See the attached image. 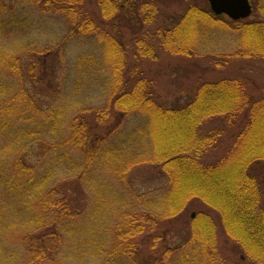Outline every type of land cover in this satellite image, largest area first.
I'll list each match as a JSON object with an SVG mask.
<instances>
[{
  "label": "trees",
  "instance_id": "trees-1",
  "mask_svg": "<svg viewBox=\"0 0 264 264\" xmlns=\"http://www.w3.org/2000/svg\"><path fill=\"white\" fill-rule=\"evenodd\" d=\"M85 1L0 0V264H77L70 252L105 171L121 189V218L106 251L87 264H264V88L246 74L216 72L233 60L264 61V0H249L250 17L238 21L191 3L94 0L88 9ZM28 10L56 19L64 44L87 54L76 62L83 80H98V97L76 96L80 86L70 92L62 73H47L46 46L28 57ZM206 53L219 54L215 68L190 77L185 98L163 100L149 66L163 55ZM38 64L51 83L34 91ZM126 148L133 152L122 159ZM140 165L164 175L163 193L130 186ZM154 220L180 225L181 243L146 232Z\"/></svg>",
  "mask_w": 264,
  "mask_h": 264
},
{
  "label": "rangeland",
  "instance_id": "rangeland-1",
  "mask_svg": "<svg viewBox=\"0 0 264 264\" xmlns=\"http://www.w3.org/2000/svg\"><path fill=\"white\" fill-rule=\"evenodd\" d=\"M3 1V0H2ZM8 6H11L13 0H4ZM23 2V0H22ZM171 7H167L166 4ZM196 4V6L202 9H209L208 3L206 0H159L158 5L159 9H182L186 4ZM16 8L22 11H26L27 9H32L28 4H15ZM86 8L97 9L94 0H86L84 3ZM28 16L33 22L31 29L32 40L34 41L30 46H28V57L36 55V44L39 43L41 47H45L48 49L45 55L42 56L44 62L43 65H47V73L48 70L52 71L57 69L58 72L64 75V88H69L70 92H75V87L80 86V90L75 94L76 96H82V93L88 97L95 98L97 93L99 94L101 86H99L98 80L94 79H86L83 80L82 72L84 71L83 63L76 62V54L81 55L84 58V51H77L72 47L77 44L76 42H71L72 46H68V44H64L65 40L63 39L64 32L63 26L59 24L56 19L53 17L46 19V17H42L32 10H28ZM252 17V16H251ZM48 28V29H47ZM51 28V29H49ZM46 35V36H44ZM63 45V47H62ZM67 49V50H64ZM69 50V51H68ZM63 51H67L66 55H71L70 59H64L63 61ZM50 52V53H49ZM92 54H95L93 50L90 48L87 50ZM221 52V51H219ZM97 53V52H96ZM208 56V59H199L200 56L196 57H181V56H168L163 55L160 59L155 63L149 66V70L151 74L154 76L155 87L163 100L175 101L177 98L182 97L185 98L187 94L190 92V87L193 85V81H189V78L198 77V74H202L204 69L205 71H209L210 69L215 68V64L218 61L219 54L210 55L208 53L205 54ZM58 60V63H57ZM224 64L225 59H220ZM68 61V63H67ZM135 62L134 60H132ZM22 65V64H21ZM81 65V66H80ZM52 66V67H51ZM197 66V74L193 72V70ZM44 66L37 65V68L34 67V80L33 87L30 88L34 91L35 89H45L50 83L51 79L48 77L46 73L43 72ZM144 68V65H141ZM204 68V69H203ZM27 69L25 67V70ZM217 74H246L251 77L258 86L264 88V61L262 62H251V61H241V60H233L230 63H226L223 66V70H216ZM25 73V72H23ZM29 75V74H26ZM48 77L47 80L43 78ZM56 76H58L56 74ZM68 79H67V78ZM80 82V85L78 83ZM42 84V86L40 85ZM83 83V84H82ZM69 85V86H68ZM27 86V85H26ZM51 88H49L48 92H51ZM98 97V96H97ZM89 105H100L96 100L90 99L87 103ZM123 146H128L124 145ZM132 150L126 148L121 155L122 159H129L128 153ZM39 152V151H38ZM133 152V151H132ZM37 153V151H35ZM132 154V153H131ZM34 157V156H32ZM99 185H97V194L92 199L91 205H88L89 213L86 215L83 220V225L87 224V228H85L86 232H83L77 243V251H71L72 257L77 261V264H87L89 262H95L94 257L98 258L99 249H106L110 243L111 231L114 229V222L120 220L121 215V206L119 201H117V196L121 192L119 189V185L116 180H113L110 177V173L106 172L100 177ZM128 182L130 186L138 193H146V196H154L160 195L163 193L161 191L165 187L166 179L163 174L159 172L158 169L152 168L146 165H140L134 167L129 172ZM186 185L189 183L186 182ZM71 185V183H70ZM71 188L72 185L70 186ZM165 192V191H164ZM148 193L150 195H148ZM152 193V194H151ZM73 198L78 200L81 203H84V194L76 193L73 195ZM120 207H119V206ZM84 206V204H83ZM6 212L15 213L16 209L14 207H9L6 209ZM190 218L192 215V219H196L197 216L195 211L190 210L187 214ZM10 218H13L10 216ZM187 219L190 222V219ZM173 224V223H172ZM150 226H152L151 229ZM147 225L146 232L152 231L154 235H158V238H163L166 242L164 245L174 246L177 243H181V238L178 236V229L180 225L173 224L172 226H168L167 223H164L159 220H154L151 225ZM198 228V227H197ZM196 228V229H197ZM217 235L219 238L221 236L220 229L218 225L215 228ZM207 230V229H205ZM199 231V229H197ZM19 232V231H18ZM196 232V231H195ZM148 242V240H146ZM161 240H158L157 244L159 245ZM163 244V243H162ZM148 249V244L144 246V250ZM95 252V253H94ZM70 255V254H69ZM71 263L76 264L73 259H70ZM167 264V263H166ZM171 264V263H168Z\"/></svg>",
  "mask_w": 264,
  "mask_h": 264
},
{
  "label": "water",
  "instance_id": "water-1",
  "mask_svg": "<svg viewBox=\"0 0 264 264\" xmlns=\"http://www.w3.org/2000/svg\"><path fill=\"white\" fill-rule=\"evenodd\" d=\"M210 11L216 16H225L238 21L249 18L252 12L249 0H206ZM193 217V215H192Z\"/></svg>",
  "mask_w": 264,
  "mask_h": 264
}]
</instances>
